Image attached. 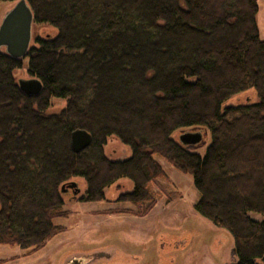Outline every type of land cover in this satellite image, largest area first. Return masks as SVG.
<instances>
[{"label":"trees","instance_id":"obj_1","mask_svg":"<svg viewBox=\"0 0 264 264\" xmlns=\"http://www.w3.org/2000/svg\"><path fill=\"white\" fill-rule=\"evenodd\" d=\"M25 1L33 23L57 33L25 56L42 86L36 95L14 80L22 59L0 52V245L29 254L60 232L54 220L65 216L69 192L61 187L74 178L85 182V202L104 200L106 188L127 180L132 190L116 202L147 214L157 199L151 186L164 178L158 156L192 177L193 209L231 235L235 264L263 259L264 40L256 1ZM248 89L256 103L223 107ZM53 98L65 105L47 114ZM192 127L209 133L202 156L172 140ZM74 130L91 137L78 153L69 145ZM109 137L130 149L128 159L105 157Z\"/></svg>","mask_w":264,"mask_h":264},{"label":"rangeland","instance_id":"obj_2","mask_svg":"<svg viewBox=\"0 0 264 264\" xmlns=\"http://www.w3.org/2000/svg\"><path fill=\"white\" fill-rule=\"evenodd\" d=\"M255 1L258 35L264 40V0ZM14 3H0V22ZM56 33L48 25L33 23L29 48L37 46V39L52 38ZM13 77L16 84L30 79L26 57L21 68L13 71ZM256 102V93L248 89L228 99L223 107ZM64 105V100L51 99L47 114L58 113ZM184 133L201 135L198 144L183 146L188 152L202 156L209 144L207 129H181L172 134V140L180 143L179 137ZM104 155L110 161H122L130 157L131 151L115 137H109ZM154 159L161 166L164 178L151 186L157 199L147 214L136 216L132 213L136 208L130 203L116 202L120 194L132 190L127 180L121 179L106 188L104 200L85 202L80 200L86 190L85 182L74 178L71 182L77 184L80 192L77 197L70 191L62 197L65 216L54 220L61 231L29 254L17 246L0 245V264H235L231 235L193 209L198 193L192 177L178 172L161 157ZM248 215L261 220L258 214ZM263 261L264 258L257 260L256 264Z\"/></svg>","mask_w":264,"mask_h":264},{"label":"water","instance_id":"obj_3","mask_svg":"<svg viewBox=\"0 0 264 264\" xmlns=\"http://www.w3.org/2000/svg\"><path fill=\"white\" fill-rule=\"evenodd\" d=\"M34 17L25 0H17L5 13L0 22V51L13 59H23L29 51L31 41V26ZM18 88L27 95H36L42 86L38 79L30 77L28 80H19ZM199 133H184L179 137V142L184 146L196 145L201 141ZM91 141V137L83 130H74L69 137L70 149L78 153L85 149ZM61 187V192L70 191L72 196L79 194L75 182H70Z\"/></svg>","mask_w":264,"mask_h":264},{"label":"flooded vegetation","instance_id":"obj_4","mask_svg":"<svg viewBox=\"0 0 264 264\" xmlns=\"http://www.w3.org/2000/svg\"><path fill=\"white\" fill-rule=\"evenodd\" d=\"M30 49V48H29Z\"/></svg>","mask_w":264,"mask_h":264}]
</instances>
